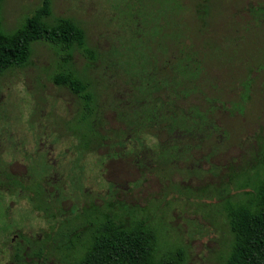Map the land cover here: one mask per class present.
I'll return each instance as SVG.
<instances>
[{
	"label": "rangeland",
	"instance_id": "obj_1",
	"mask_svg": "<svg viewBox=\"0 0 264 264\" xmlns=\"http://www.w3.org/2000/svg\"><path fill=\"white\" fill-rule=\"evenodd\" d=\"M41 3L1 0V31ZM60 17L84 30L83 48L34 41L0 71V264H72L108 221L152 229L155 258L225 264V209L253 205L264 180V0H50L44 18ZM175 40L202 80L175 79ZM168 58L148 78L141 64ZM57 75L83 82L89 106ZM149 96L140 109L162 102L159 117L136 107Z\"/></svg>",
	"mask_w": 264,
	"mask_h": 264
},
{
	"label": "trees",
	"instance_id": "obj_2",
	"mask_svg": "<svg viewBox=\"0 0 264 264\" xmlns=\"http://www.w3.org/2000/svg\"><path fill=\"white\" fill-rule=\"evenodd\" d=\"M49 12L50 0H42L41 5L25 18L23 25L14 33L4 34L0 29V71L25 64L34 41H45L64 48L84 47V30L72 19L65 17H60L56 23L49 24L44 18ZM177 42L174 41L176 44L173 43L175 49L173 47L172 52L178 67L177 72H174L175 79L180 83L183 79L202 80L203 69L196 58V52ZM186 65L190 70L196 69L194 76L186 75ZM53 80L58 84H66L72 91L81 94L85 101L84 107L89 106L91 95L88 94L83 82L71 75H57ZM192 87L202 92L197 85ZM191 90L194 91L192 88ZM173 119H177L174 123L178 124L184 122L186 118L185 114L180 112L178 118ZM182 132L179 130L177 134L180 135ZM176 146L179 148L178 151L188 148H183V145ZM257 188L253 205L228 204L225 209L229 227L234 234V242L225 264H264V180ZM91 238V243L83 256L72 264H185L180 252L155 258V233L152 229L139 225L124 228L111 221L104 222L98 233Z\"/></svg>",
	"mask_w": 264,
	"mask_h": 264
},
{
	"label": "flooded vegetation",
	"instance_id": "obj_3",
	"mask_svg": "<svg viewBox=\"0 0 264 264\" xmlns=\"http://www.w3.org/2000/svg\"><path fill=\"white\" fill-rule=\"evenodd\" d=\"M166 53V52H165ZM171 56V55H170ZM171 59L172 58H168V59H165L164 61H165V63L162 65V66H160V67H158V65H156V64H151V67L147 64H141L142 65V68H145L146 67V69L147 70H151V73H147V70L146 71H144L143 73L145 74V73H147V76H148V78H151V77H149L150 75H154V73L155 72H157V69L159 68V69H161V68H164V67H166V66H169L168 65V63H170L171 62ZM148 67V68H147ZM157 67V68H156ZM167 68V67H166ZM172 71V70H171ZM138 81H140L142 84H143V82H142V80H138ZM160 81V80H159ZM158 81V82H159ZM145 82H146V80H145ZM157 82V83H158ZM172 82V78L170 77V76H168V78L166 79V83H167V85L169 84V83H171ZM147 83H149L148 82V79H147ZM136 86V85H135ZM170 87H172V83L170 84ZM146 89L148 88V87H145ZM136 89H137V91H142V89L143 88H137L136 87ZM172 89V88H171ZM158 96V95H157ZM157 96L156 97H154V98H157ZM146 99H147V101H146ZM153 98H151L150 96L147 98V97H143L141 100L139 99V100H137L136 102H137V105H136V107L138 108V109H140V105H145L146 103H151V102H149V101H151ZM158 99H159V96H158ZM169 100V99H168ZM130 103H132V101H130V100H128ZM166 101V100H165ZM133 104V103H132ZM167 104V105H166ZM166 106H165V117H168V118H172L171 117V107H169V104H170V101H169V103L166 101ZM162 108V102H160L159 103V105H155V106H153V107H149V108H143V109H140V110H138V111H140L142 114H144V111H145V113H147V114H149V116L151 115V116H153V117H155V116H157V117H159L160 115H161V109ZM134 111H136V110H134ZM145 119H148V122L149 123H152V126H155V127H157V125L156 124H154L153 122H151L150 121V119L148 118V115H146L145 116ZM170 122H168V124H169ZM166 129H168L167 127H165ZM171 137H172V134L169 136V138L171 139ZM171 146L172 145H170L169 146V143H165L164 145H162V147H161V150H162V152L163 153H169V150H170V148H171ZM137 152H139V153H141L140 152V150H138ZM128 153H130V152H128ZM138 161V160H137ZM146 162H148V161H146Z\"/></svg>",
	"mask_w": 264,
	"mask_h": 264
}]
</instances>
